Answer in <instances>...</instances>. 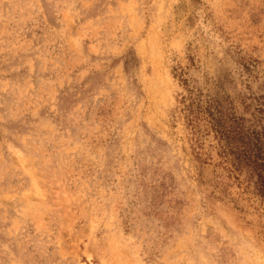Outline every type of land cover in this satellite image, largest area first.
<instances>
[{"label":"rangeland","instance_id":"rangeland-1","mask_svg":"<svg viewBox=\"0 0 264 264\" xmlns=\"http://www.w3.org/2000/svg\"><path fill=\"white\" fill-rule=\"evenodd\" d=\"M214 98L263 130L264 0H0V264H264Z\"/></svg>","mask_w":264,"mask_h":264},{"label":"trees","instance_id":"trees-1","mask_svg":"<svg viewBox=\"0 0 264 264\" xmlns=\"http://www.w3.org/2000/svg\"><path fill=\"white\" fill-rule=\"evenodd\" d=\"M199 108L193 110L195 116L203 111V105ZM203 112L209 116L216 134L225 141L223 154L232 155L238 169L250 172L257 191L264 197V128L247 126L244 119L235 116L226 117L221 102L215 98L208 100Z\"/></svg>","mask_w":264,"mask_h":264}]
</instances>
